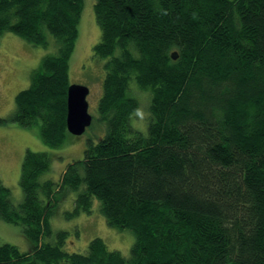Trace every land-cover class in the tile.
Wrapping results in <instances>:
<instances>
[{"label":"trees","instance_id":"16d2710c","mask_svg":"<svg viewBox=\"0 0 264 264\" xmlns=\"http://www.w3.org/2000/svg\"><path fill=\"white\" fill-rule=\"evenodd\" d=\"M82 8L83 0H0V36L55 49L8 118L38 122L50 146L69 133ZM93 14L106 131L87 139L57 181L41 179L50 155L26 149L22 199L14 204L0 182V218L18 224L29 247L0 244V264H264V0H94ZM135 89L150 94L145 132L132 125ZM68 190L76 195L67 217L92 212L97 200L109 225L133 232L129 256L98 236L83 252L62 249L65 231L43 241Z\"/></svg>","mask_w":264,"mask_h":264},{"label":"rangeland","instance_id":"374dc122","mask_svg":"<svg viewBox=\"0 0 264 264\" xmlns=\"http://www.w3.org/2000/svg\"><path fill=\"white\" fill-rule=\"evenodd\" d=\"M94 0H83V8L78 23V37L69 60V81L89 88L86 97L88 111L92 121L79 135L67 133L58 146H50L40 137V126L36 122L31 126H20L8 118L15 109V95L28 87L30 74L41 57L53 52V47L44 48L33 45L12 32L0 36V182L8 187L14 204L22 199L19 185L20 167L26 149L45 151L50 155L49 169L41 174V179L57 181L65 166L74 159H81L87 139L98 140L106 131V126L99 119L97 103L102 92V79L105 74V59L92 54V46L99 38V28L93 14ZM135 82L131 81V87ZM139 105L132 117V125L142 132L146 131L147 112L150 94L147 90H134ZM75 191L68 190L49 217L51 233L43 241L56 242L59 231L66 232L62 249L67 252H83L93 237H101L109 249H117L125 257L129 256L134 240L133 232L128 228H117L106 222L99 212L98 201L94 200L92 212H80L67 217L65 212L73 207ZM9 242L20 250L29 247L27 239L21 234L18 224L0 218V244Z\"/></svg>","mask_w":264,"mask_h":264},{"label":"water","instance_id":"95a60500","mask_svg":"<svg viewBox=\"0 0 264 264\" xmlns=\"http://www.w3.org/2000/svg\"><path fill=\"white\" fill-rule=\"evenodd\" d=\"M177 51L171 52V57L176 59ZM89 88L79 83H70L66 91V128L74 135L84 132L92 121V115L88 111V101L86 99Z\"/></svg>","mask_w":264,"mask_h":264}]
</instances>
